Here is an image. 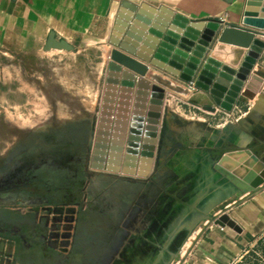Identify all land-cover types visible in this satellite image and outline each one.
Masks as SVG:
<instances>
[{
  "label": "crops",
  "instance_id": "obj_1",
  "mask_svg": "<svg viewBox=\"0 0 264 264\" xmlns=\"http://www.w3.org/2000/svg\"><path fill=\"white\" fill-rule=\"evenodd\" d=\"M247 9L261 16L264 0H0V57L45 52L51 32L69 44L78 40L82 47L88 45V54L96 41H118L125 49L121 77L107 83L102 102L113 107L100 114L102 131L119 136L108 149L118 161L92 160L95 172L107 171L106 178L92 180L93 195L119 200L112 209L116 216L107 206L102 214L97 211L104 216V233L118 234L108 241L109 249L118 250L114 264H214L235 234L201 221L177 254L171 251L182 222L219 187L218 162L236 150L259 155L258 148H264V132L254 137L243 124L217 123L229 121L221 118L232 114L238 122L264 128V101L255 112L257 99L245 94L251 76L264 73V35L242 29ZM219 43L234 49L248 45L237 67L228 63L234 58L230 53H217ZM1 66L0 103L32 104V87L18 88L15 68ZM179 100L216 111H189L177 105ZM128 135L141 137L140 144L130 146ZM91 138L94 155L98 135ZM259 156L263 159L264 153ZM112 166L119 170H110ZM241 198L236 194L223 204L231 206L229 215L243 233L254 237L264 229V190L234 207Z\"/></svg>",
  "mask_w": 264,
  "mask_h": 264
},
{
  "label": "rangeland",
  "instance_id": "obj_2",
  "mask_svg": "<svg viewBox=\"0 0 264 264\" xmlns=\"http://www.w3.org/2000/svg\"><path fill=\"white\" fill-rule=\"evenodd\" d=\"M71 45L75 48V52L55 50L40 51L36 56L18 53L14 57H0L2 68L3 65L6 69L8 66L15 68L13 75L18 88H23L25 84L32 87L30 94L33 98L32 104L0 103V208L26 214L30 208L36 206L55 208L56 205H60L66 211L77 212L76 217L80 216V220L84 221L91 220L93 216H89L88 212L91 214L95 211L97 229L95 226L89 229L92 232L90 234L101 230L99 237L104 239L106 235L105 239L113 242L115 240L112 238L118 234L111 231L104 233V229H101L104 216L100 217L98 212L107 206L105 207L107 210L111 209L110 214L116 216L112 209L113 204L119 205V200L110 195L111 198H105L103 201L100 195H93L94 187H91V183L94 178L86 185V176L97 170L94 169L95 165L92 161L94 156L96 160L107 159V163L108 158L115 156H110L111 152H108V149L110 151V145L114 146L119 142V136L118 134L113 136L112 133L108 135L102 131L105 126H100V122L105 121L100 119V114L103 109L113 107L112 104L105 106L102 102L105 90L109 88L107 83L111 80L115 82L121 77L119 71L120 66L123 67V62L125 64V56H123L125 49L120 47L118 41L108 43L96 41L95 44L90 45L91 47L89 46L90 54H88V45L82 47L81 41L71 40ZM109 45L112 48L108 51ZM17 47L20 48L18 43ZM35 47L33 46L34 49ZM113 54L117 59L114 60ZM30 98L27 101H30ZM39 100L43 102L42 105ZM244 111L249 112L248 108ZM249 117L251 116L247 118ZM223 118L227 119L224 115ZM229 120L232 121L221 120L217 123H222L223 127L240 126L236 116ZM92 134L95 137L98 135L94 155L89 151L88 143ZM136 137L127 136L130 146L140 144L141 137ZM98 149L101 151L107 149V153L103 152V155ZM258 150L259 155L264 153V148ZM87 154L91 159L89 169L84 167ZM71 158H75L74 164H71ZM114 161L118 159L115 158ZM113 166L110 170L114 172L119 170L114 169ZM102 170V173L107 172ZM25 176L31 177L33 182L36 179L34 177L38 176L48 183H62L69 186L76 184L83 187L84 189L80 190V197L81 200H85L87 211L78 214L80 208L73 205L74 201L78 200L66 198L63 194L46 198V187L20 186L25 182ZM18 185L19 188L13 189ZM65 189L64 194L73 192L70 188ZM103 192L97 191V194ZM137 207L132 203V210H137ZM261 221L264 222V217ZM85 233L81 238L88 242L89 234ZM125 245L123 243V246ZM46 252L47 256H43L44 263L50 262L48 257L52 254L51 251ZM5 257H9V254H5ZM214 264H264V229L254 237L235 232L233 237L228 238V241L222 245Z\"/></svg>",
  "mask_w": 264,
  "mask_h": 264
},
{
  "label": "flooded vegetation",
  "instance_id": "obj_3",
  "mask_svg": "<svg viewBox=\"0 0 264 264\" xmlns=\"http://www.w3.org/2000/svg\"><path fill=\"white\" fill-rule=\"evenodd\" d=\"M88 143L90 144V139ZM78 160L80 161L79 158ZM70 162L74 164L75 158H71ZM89 163L87 154L84 161L86 169L90 168ZM29 170L31 171V167ZM26 176L24 181L28 183L24 182L20 186L46 187V198L63 194L66 198L78 200L73 203L80 208L78 214L87 211L85 200H81L80 197V190H83V187L76 184L71 187L67 184L64 186L62 183H48L38 176L34 177L36 179L33 182L31 177L26 178ZM86 177V185H88L87 183L93 178H106V175L94 171ZM20 186H14L13 189ZM65 188H70L73 192L64 194ZM92 212L88 213L93 218L84 221L80 220V216L76 217L77 212L66 211L60 205H56L55 208L36 206L30 208L26 214L0 208V264H114L116 260L114 256L117 254L115 251L118 252V250L109 249L108 240L99 237L101 230L90 234L92 232L89 229L91 230L94 226L97 229L95 225L97 219L94 218L95 215ZM98 227L101 226L98 225ZM84 233L89 234L88 242L82 239ZM38 251L44 253L41 254ZM46 251L52 253L48 257L50 259L48 263L43 261V256H47ZM5 254H9V257H5Z\"/></svg>",
  "mask_w": 264,
  "mask_h": 264
},
{
  "label": "water",
  "instance_id": "obj_4",
  "mask_svg": "<svg viewBox=\"0 0 264 264\" xmlns=\"http://www.w3.org/2000/svg\"><path fill=\"white\" fill-rule=\"evenodd\" d=\"M243 24L245 28L242 29L251 31L253 34L264 35V11L262 15L259 16L258 13L251 12L247 9ZM247 46L248 45L243 46L241 49H234L223 43H219L217 46V53L219 54V52L224 50L227 51L226 53H230L234 58L230 60L227 59V61H229L228 63L232 66L237 67L241 63L245 53L244 48H247ZM52 50L75 52V48L67 41L58 40L55 32L49 34L44 47L45 52ZM113 58L114 60L117 59L114 54ZM241 78L247 79L245 76ZM245 87L246 96L253 100L257 99L254 111H260V107L264 101V73L263 77L259 74L252 75ZM204 109L211 112L216 111L215 108L211 106L205 107ZM239 123L243 124L254 137H259L264 132V128H262L263 124L261 123H249L243 119ZM92 139L93 138L90 139V142H92ZM237 151L238 150L233 151L228 156H224L222 160L218 162L216 171L220 174L218 178L219 187H217L212 195L201 202L197 211H193L189 218L182 222L180 229L176 233L175 248L171 250L172 254H177L181 244L185 242L201 221L208 220L210 225L228 228L237 234H242L244 232L243 228L229 215L231 206L225 207L223 203L231 199L234 195L240 194L242 198L233 204L235 207L264 190V160L258 157L257 154H254L252 150L246 149L245 152H243V150H239L240 152ZM234 158H238V161H235ZM229 163L230 165H227ZM112 177L125 180L119 176ZM217 206L220 209V213L217 216H211V214L216 211L215 209H217ZM164 251L167 253L166 256H168V250L165 249ZM171 258L172 255L170 256V259Z\"/></svg>",
  "mask_w": 264,
  "mask_h": 264
},
{
  "label": "built area",
  "instance_id": "obj_5",
  "mask_svg": "<svg viewBox=\"0 0 264 264\" xmlns=\"http://www.w3.org/2000/svg\"><path fill=\"white\" fill-rule=\"evenodd\" d=\"M190 89L192 90V91H195V86H194V83L193 84H191L190 85ZM177 105L178 106H187L188 107V110L189 111H191V109H194V110H197V111H200V112H206L202 107H199V106H197V105H193V104H190L189 102H182L181 100H179L178 102H177ZM210 112V111H209ZM231 119V118H234V116L231 114V115H228L227 116V119ZM222 119V118H221ZM228 119V120H229ZM229 121H232V120H229ZM238 122V121H237Z\"/></svg>",
  "mask_w": 264,
  "mask_h": 264
},
{
  "label": "bare ground",
  "instance_id": "obj_6",
  "mask_svg": "<svg viewBox=\"0 0 264 264\" xmlns=\"http://www.w3.org/2000/svg\"><path fill=\"white\" fill-rule=\"evenodd\" d=\"M251 116V115H250ZM252 117V116H251Z\"/></svg>",
  "mask_w": 264,
  "mask_h": 264
}]
</instances>
